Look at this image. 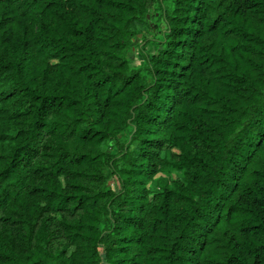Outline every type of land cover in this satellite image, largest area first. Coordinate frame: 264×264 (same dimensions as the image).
Wrapping results in <instances>:
<instances>
[{"label":"trees","instance_id":"obj_1","mask_svg":"<svg viewBox=\"0 0 264 264\" xmlns=\"http://www.w3.org/2000/svg\"><path fill=\"white\" fill-rule=\"evenodd\" d=\"M0 264H264V0H0Z\"/></svg>","mask_w":264,"mask_h":264},{"label":"rangeland","instance_id":"obj_2","mask_svg":"<svg viewBox=\"0 0 264 264\" xmlns=\"http://www.w3.org/2000/svg\"><path fill=\"white\" fill-rule=\"evenodd\" d=\"M130 59H131V63L133 65H136V64L140 63L138 52L136 50H134L133 53H131ZM175 176H177V174H175L173 177H175Z\"/></svg>","mask_w":264,"mask_h":264}]
</instances>
